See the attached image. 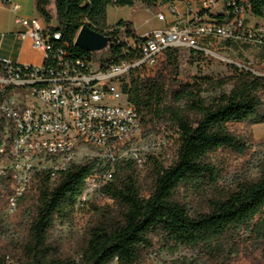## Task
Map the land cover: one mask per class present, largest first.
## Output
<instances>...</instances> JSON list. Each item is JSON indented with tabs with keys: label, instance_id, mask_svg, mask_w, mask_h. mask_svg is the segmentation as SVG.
<instances>
[{
	"label": "trees",
	"instance_id": "trees-1",
	"mask_svg": "<svg viewBox=\"0 0 264 264\" xmlns=\"http://www.w3.org/2000/svg\"><path fill=\"white\" fill-rule=\"evenodd\" d=\"M182 1L142 4L155 12ZM137 4L138 0H35L39 17L60 34L54 53L63 51L68 61L80 60L86 68L140 59L139 48L129 43L142 38L133 24L107 23L109 6ZM219 7L200 9L199 17L219 26L242 16L264 21V0H224ZM248 24L244 19L243 27ZM84 26L109 37L108 47L100 52L77 47ZM235 31L241 40L228 43L253 45L247 32L243 36L238 26ZM203 55L187 48L169 49L153 77L135 76L137 68L130 74V84H125L144 137L163 136L174 150L171 163L167 166L157 155H147L142 167L133 160L117 163L113 180L101 189V200L111 204L92 207L95 220L77 257L52 244L51 234L58 222L73 223L86 179L106 169L98 159H89L55 176L50 171L38 173L17 199L15 218L31 216L25 241L20 246L0 241V264H143L156 247L193 248L212 264H229L246 245L241 234L250 233L264 245V165L256 178L222 189V169L215 160L220 152L230 159L248 155L253 141L248 129L264 123V77L228 63L230 73L225 77L188 80L184 65ZM4 183L13 196L12 178ZM183 193L197 196L207 211L191 213Z\"/></svg>",
	"mask_w": 264,
	"mask_h": 264
},
{
	"label": "built area",
	"instance_id": "built-area-1",
	"mask_svg": "<svg viewBox=\"0 0 264 264\" xmlns=\"http://www.w3.org/2000/svg\"><path fill=\"white\" fill-rule=\"evenodd\" d=\"M223 1L201 0L199 10L216 9ZM4 4L15 13L20 10L16 3ZM166 6L168 13L158 14L161 22L177 14L174 5ZM199 10L188 6L187 19H175L176 27L150 32L140 42L129 40L140 51L136 63L91 64L87 68L80 60L68 61L63 51L54 53V41L60 34L52 32L43 19L15 18V25L21 28L20 40H29L44 59L36 66L0 58V180L12 178L14 195L7 199L12 213L35 175L50 171L55 176L68 170L78 163V150L83 147L97 151L106 171L86 179L79 210L93 198L102 199L101 189L113 180L117 163L133 160L143 166L147 155H142L141 147L148 138L124 91V79L135 69L154 65L169 49L187 48L217 56L213 41L241 40L237 26L243 36L247 32L251 44L264 48L263 25L244 28L247 17L242 16L219 26L207 17L200 18ZM237 65L264 77L263 72Z\"/></svg>",
	"mask_w": 264,
	"mask_h": 264
},
{
	"label": "rangeland",
	"instance_id": "rangeland-1",
	"mask_svg": "<svg viewBox=\"0 0 264 264\" xmlns=\"http://www.w3.org/2000/svg\"><path fill=\"white\" fill-rule=\"evenodd\" d=\"M220 1V0H217ZM181 3V2H177ZM168 7L162 6L158 11H152L143 7L142 0H138L135 7H115L108 8L107 23L114 26L120 21H127L133 24L135 33L142 36L148 31L160 30L164 27V22L159 21V13H168ZM221 8V5L219 9ZM250 27L256 24L252 20ZM264 26V25H263ZM212 51L217 56H201L194 64L184 65V75L190 81L197 78L211 77L221 78L227 76L230 72L226 64H239L248 68L264 73V48L247 44H231L223 40H214ZM219 56V57H218ZM165 61V55L161 56L157 63L151 66L139 68L135 76L141 78L153 77ZM131 75L124 79L125 84H130ZM252 134V145L246 156H236L225 158V154L220 152L215 157L220 165L221 180L220 188L234 187L240 181L256 178L264 165V123L257 124L248 129ZM142 155H157L168 166L173 157L174 150L163 136L149 137L146 143L141 147ZM100 159L97 151L89 147H83L78 150L77 161L82 163L89 159ZM7 183L0 180V237L1 245L13 244L20 246L27 236L28 222L31 216L26 213L22 219L15 218V212H11L7 206L9 196ZM184 200L191 213L206 212L204 203L195 195L183 193ZM111 204L108 201L91 199L85 208L78 211L73 223L62 225L58 222L51 234V242L64 252L77 257L81 251V245L85 238L87 228L95 220L93 206ZM242 242H245L240 253L234 255L229 264H264V245L260 240L254 241L250 233H244L240 236ZM143 264H212L211 258L202 252L193 248L180 247L176 250H165L156 247L146 254Z\"/></svg>",
	"mask_w": 264,
	"mask_h": 264
},
{
	"label": "crops",
	"instance_id": "crops-1",
	"mask_svg": "<svg viewBox=\"0 0 264 264\" xmlns=\"http://www.w3.org/2000/svg\"><path fill=\"white\" fill-rule=\"evenodd\" d=\"M13 2L20 6V10L15 13L5 6L4 2ZM201 0H183L181 3H175L174 8L177 11L176 17L168 16L164 22V27L160 30L173 28L178 25L175 19L185 21L187 19V7L193 10H199ZM217 1V0H216ZM109 8V7H108ZM21 16L28 19L40 18L35 6V0H0V58L24 65H41L43 63V54L32 47V43L21 41L19 32L21 28L15 25V18ZM248 27L252 23L264 25V21L256 18L247 17ZM151 31L142 35L146 36Z\"/></svg>",
	"mask_w": 264,
	"mask_h": 264
},
{
	"label": "water",
	"instance_id": "water-1",
	"mask_svg": "<svg viewBox=\"0 0 264 264\" xmlns=\"http://www.w3.org/2000/svg\"><path fill=\"white\" fill-rule=\"evenodd\" d=\"M111 39L104 34L92 30L88 26L82 27L76 39V46L87 52H100L108 47Z\"/></svg>",
	"mask_w": 264,
	"mask_h": 264
}]
</instances>
